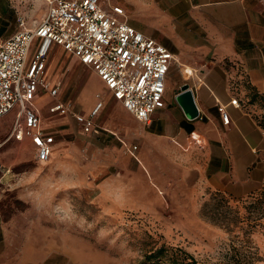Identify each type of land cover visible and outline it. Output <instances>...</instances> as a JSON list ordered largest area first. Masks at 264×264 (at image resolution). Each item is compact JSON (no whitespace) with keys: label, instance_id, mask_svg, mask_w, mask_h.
<instances>
[{"label":"crops","instance_id":"0c3cea01","mask_svg":"<svg viewBox=\"0 0 264 264\" xmlns=\"http://www.w3.org/2000/svg\"><path fill=\"white\" fill-rule=\"evenodd\" d=\"M121 1L129 25L175 55L166 81L165 108L154 113L150 125L142 124L113 99L94 73L100 89H88L83 106L75 105L78 113L88 117L103 104L95 118L99 135H84L65 116L50 114L64 123H47L39 110L43 131L56 136L54 152L58 148L66 156H76L85 151L90 157L79 161L86 173L85 188L96 191L102 220H122L128 212L160 213L166 196L176 204L180 199L188 204L198 199L200 208L206 192L243 201L263 190L264 0ZM1 17L20 16L11 14L8 4L0 0ZM15 33L0 34V44ZM47 76L52 81L53 76ZM232 78L237 85L242 83L240 88L231 87ZM185 85L199 110L195 120L186 117L176 100ZM62 89L58 100L74 102L62 98ZM235 95L244 107L230 105ZM224 106L230 117L228 126L219 113ZM71 123L80 136L101 138V144L86 147L79 137L65 139L63 127ZM134 146L136 151H132ZM38 248L29 255L1 254L0 264L89 261H76L59 252L55 242Z\"/></svg>","mask_w":264,"mask_h":264},{"label":"rangeland","instance_id":"374dc122","mask_svg":"<svg viewBox=\"0 0 264 264\" xmlns=\"http://www.w3.org/2000/svg\"><path fill=\"white\" fill-rule=\"evenodd\" d=\"M3 1L11 14L24 17L26 27L41 21L48 7L46 0ZM114 3L121 6L122 1ZM17 19L1 17L0 34L20 31ZM47 74L50 79L53 76V84L61 78L62 98L79 106L88 89H100L94 83V72L61 47L50 53ZM53 102L45 93L35 106L47 123L57 121L59 125L64 119L47 111ZM19 109L15 107L0 119V255H29L51 241L76 261L89 260L85 264H140L161 245L181 248L201 264H264V217L250 209L264 189L243 201L225 197L218 201L215 193L206 192L200 208L198 199L191 204L180 199L176 204L166 196L160 213L128 212L122 220H102L96 191L85 188L86 173L79 161L81 157L88 160V154L66 156L57 148L48 163H38L28 141L11 138ZM63 134L67 140L81 138L86 147L101 144V138L80 136L74 123L63 127Z\"/></svg>","mask_w":264,"mask_h":264},{"label":"built area","instance_id":"2783aa9c","mask_svg":"<svg viewBox=\"0 0 264 264\" xmlns=\"http://www.w3.org/2000/svg\"><path fill=\"white\" fill-rule=\"evenodd\" d=\"M48 7L41 21L22 28L0 44V119L19 106L11 138L28 141L38 163L53 157L56 136L43 131V119L36 100L48 93L56 102L51 115L73 119L84 135H99L95 123L103 106L99 103L86 117L75 102L58 100L62 82L47 76L50 51L61 47L91 69L113 99L138 122L150 125L154 113L165 108L166 81L175 55L165 46L129 25L125 9L114 0H46ZM231 87H237L232 78ZM230 105L241 108L236 95ZM224 125L230 124L226 107H219ZM133 147L132 151H136Z\"/></svg>","mask_w":264,"mask_h":264},{"label":"trees","instance_id":"16d2710c","mask_svg":"<svg viewBox=\"0 0 264 264\" xmlns=\"http://www.w3.org/2000/svg\"><path fill=\"white\" fill-rule=\"evenodd\" d=\"M247 80L248 79L246 78L245 82H247ZM241 84L237 85V89L240 88L239 85ZM241 104L242 107H244V104L242 102ZM260 125L264 128V119L260 122ZM216 198L218 201L223 200V196L219 195L218 193H215V199ZM207 207L208 204H205L203 206L202 209L203 215H206ZM250 209H252V212H257L258 214H260V216L264 217V193L260 200L250 205ZM140 264H201V263L193 255L189 254L187 251L181 248H173V247H168L166 245H161L160 247L155 248L152 251L148 252L144 256V259Z\"/></svg>","mask_w":264,"mask_h":264},{"label":"water","instance_id":"95a60500","mask_svg":"<svg viewBox=\"0 0 264 264\" xmlns=\"http://www.w3.org/2000/svg\"><path fill=\"white\" fill-rule=\"evenodd\" d=\"M176 100L189 120H195L199 117V110L193 92L188 85L182 87V91Z\"/></svg>","mask_w":264,"mask_h":264},{"label":"bare ground","instance_id":"6f19581e","mask_svg":"<svg viewBox=\"0 0 264 264\" xmlns=\"http://www.w3.org/2000/svg\"><path fill=\"white\" fill-rule=\"evenodd\" d=\"M54 155V154H53Z\"/></svg>","mask_w":264,"mask_h":264}]
</instances>
